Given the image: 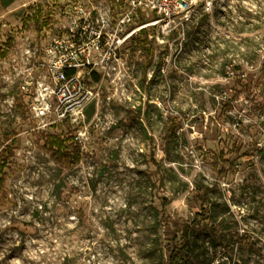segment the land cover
<instances>
[{
  "label": "rangeland",
  "instance_id": "obj_1",
  "mask_svg": "<svg viewBox=\"0 0 264 264\" xmlns=\"http://www.w3.org/2000/svg\"><path fill=\"white\" fill-rule=\"evenodd\" d=\"M59 2L0 0V264H168L187 225L178 264H264V0L142 14L78 126L35 109ZM47 135L78 137V161Z\"/></svg>",
  "mask_w": 264,
  "mask_h": 264
},
{
  "label": "built area",
  "instance_id": "obj_2",
  "mask_svg": "<svg viewBox=\"0 0 264 264\" xmlns=\"http://www.w3.org/2000/svg\"><path fill=\"white\" fill-rule=\"evenodd\" d=\"M61 1L58 16L66 23L43 50L39 64L45 74L42 90L49 101L35 109L43 117L52 107L55 122L77 126L85 108L98 97L101 82L119 63L124 45L137 29L147 27L142 23L134 28L139 17L150 14L155 17L151 24L168 27L188 4V0H110L107 5L92 0ZM94 75L99 76L97 82Z\"/></svg>",
  "mask_w": 264,
  "mask_h": 264
},
{
  "label": "trees",
  "instance_id": "obj_3",
  "mask_svg": "<svg viewBox=\"0 0 264 264\" xmlns=\"http://www.w3.org/2000/svg\"><path fill=\"white\" fill-rule=\"evenodd\" d=\"M147 54V56L150 57L149 62L146 67H148L151 64V59L153 57V47H152V40L148 41V33L145 30H142L140 33V37L138 38H132ZM5 44H11V39L9 38ZM1 56L4 57L5 53L2 52ZM240 77H244V74H240ZM93 79L95 82L99 80V76L94 75ZM227 107L230 108L229 102L225 104ZM67 141H71L68 145H66ZM45 145L48 147L51 157L59 162V161H73L74 163L78 161L79 156V148L77 145V142L74 141L73 138H61L54 135H47L45 140ZM73 145V146H71ZM6 167V163L2 162L0 164V173H2V169ZM1 176V174H0ZM1 181V179H0ZM2 183V181L0 182ZM207 212L206 208L202 207L200 215H205ZM196 225V222H192L190 225ZM187 228L188 225L180 230L181 234L180 236L174 237L175 243L172 247V249L169 252L168 255V264H178L180 260H182L184 257L187 256L188 253L191 252L192 244L187 236ZM200 231H211L212 228H207V226H201L198 228Z\"/></svg>",
  "mask_w": 264,
  "mask_h": 264
}]
</instances>
